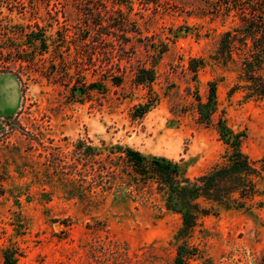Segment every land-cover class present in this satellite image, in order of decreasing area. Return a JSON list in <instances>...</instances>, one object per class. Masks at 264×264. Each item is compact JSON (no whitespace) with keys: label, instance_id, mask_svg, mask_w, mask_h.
I'll use <instances>...</instances> for the list:
<instances>
[{"label":"rangeland","instance_id":"374dc122","mask_svg":"<svg viewBox=\"0 0 264 264\" xmlns=\"http://www.w3.org/2000/svg\"><path fill=\"white\" fill-rule=\"evenodd\" d=\"M113 1L131 23L96 25L86 39L82 0H0V44H27L39 23L46 49L36 64L0 55L8 67L0 72V264L13 246L18 264H175L182 215L152 179L125 170L119 147L173 160L190 177L222 161L231 145L196 108L211 82L215 121L224 115L243 134L241 150L264 164V97L232 91L241 63L218 52L222 33L240 24L235 11L216 10V0ZM192 59L203 60L195 71ZM140 65L154 68L150 87L134 81ZM1 84L15 89L18 105L1 101ZM189 241L190 264H264V195L248 207L216 204Z\"/></svg>","mask_w":264,"mask_h":264},{"label":"trees","instance_id":"16d2710c","mask_svg":"<svg viewBox=\"0 0 264 264\" xmlns=\"http://www.w3.org/2000/svg\"><path fill=\"white\" fill-rule=\"evenodd\" d=\"M82 1L87 5L85 23H88L84 28L87 34L85 33L83 38L87 39L88 36H91L96 25L107 26L109 23H121L120 26L126 29L127 23H131L123 8L116 6L114 1L111 6L108 5L109 0ZM214 8L226 10L227 14L235 11V15L240 20L239 25L222 33L218 50V52L226 54L228 60L241 63L239 82L231 90L244 89L247 90L250 97H264V0H216ZM36 26L39 31L27 33L33 37L27 44L17 43L15 40H12L11 44L6 45V42L0 44V55L6 53L13 56V60L36 64V53L42 55L46 50L36 41L39 38L45 39V29L39 23H36ZM250 38L251 44L248 42ZM43 44H45V40ZM57 46L59 47L57 51L59 49L61 52L71 50L69 44ZM76 46L80 47L81 45ZM165 46L163 45L159 50L163 52L166 49ZM77 47H75L76 51L79 49L83 51L82 47L79 49ZM8 60L5 62H9ZM192 63L191 69L195 71L203 63V60L192 59ZM4 68L8 67L0 65V72ZM110 72L112 73L109 76H113L115 70ZM155 75L153 67L140 65L136 69L134 81L138 85L150 87L155 80ZM69 77L68 83H71L72 74ZM241 81L245 83L241 84ZM76 86L74 85L73 88ZM196 99L200 122L207 125L216 124L220 138L231 145V149L223 156V160L210 169L190 177L173 160L156 156L148 159L137 149L119 147L124 153L119 158L125 159L127 163L125 170L129 169L128 171L135 175L152 179L156 183L157 189L166 196L167 208L182 215L183 222L177 235V238L182 240V244L178 246L175 264H190L189 259L197 254V247L191 244L189 239L200 224L201 219L216 212V204L236 208L248 207L255 197L264 195V190L261 191L260 189V183L264 182V164L241 150L239 145L243 134L235 133L226 123L224 115H221L217 122L215 121L218 113L217 83H210V89L205 100L199 94H197ZM152 106L153 101L150 99L140 105L134 115L143 117ZM80 145L84 146L81 142ZM90 148L84 147V157L90 155ZM115 152L116 149L111 148L108 158L112 164V174L117 175L119 165L113 162L117 159ZM98 154L100 155L101 151H98ZM98 161L101 164L100 171L104 170L106 165H102L101 159ZM19 254L18 247L7 248L4 251L5 264H18Z\"/></svg>","mask_w":264,"mask_h":264},{"label":"bare ground","instance_id":"6f19581e","mask_svg":"<svg viewBox=\"0 0 264 264\" xmlns=\"http://www.w3.org/2000/svg\"><path fill=\"white\" fill-rule=\"evenodd\" d=\"M7 79V78H5ZM1 89L3 90V95L1 97V101L2 99H5L7 100V102L9 104L13 103V105H18L20 101H17L16 103H14V100H13V95L15 94L16 95V91L14 88H11V87H6L5 84H1Z\"/></svg>","mask_w":264,"mask_h":264}]
</instances>
